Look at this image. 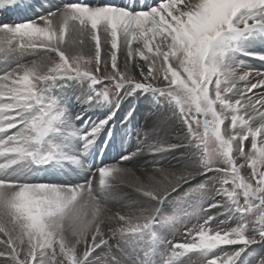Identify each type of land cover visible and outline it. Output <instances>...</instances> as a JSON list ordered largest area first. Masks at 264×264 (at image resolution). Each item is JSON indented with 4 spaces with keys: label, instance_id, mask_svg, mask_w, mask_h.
<instances>
[{
    "label": "snow or ice",
    "instance_id": "1",
    "mask_svg": "<svg viewBox=\"0 0 264 264\" xmlns=\"http://www.w3.org/2000/svg\"><path fill=\"white\" fill-rule=\"evenodd\" d=\"M0 14V264H253L264 68L240 57L264 65V0H0ZM148 99L167 117L141 134ZM132 135L92 163L98 141ZM72 165L78 179H41ZM116 200L136 211L110 213Z\"/></svg>",
    "mask_w": 264,
    "mask_h": 264
},
{
    "label": "rangeland",
    "instance_id": "2",
    "mask_svg": "<svg viewBox=\"0 0 264 264\" xmlns=\"http://www.w3.org/2000/svg\"><path fill=\"white\" fill-rule=\"evenodd\" d=\"M52 3L55 4V2L53 0H52ZM257 43H259V42H257ZM135 46L136 45H134V47ZM89 47H90V45H89ZM33 58H35V57L29 56V57L26 58V60L33 59ZM137 59H139V58L137 57ZM240 59H242V58L240 57ZM256 63H257V61H256ZM249 64H253V63L250 62ZM253 66L255 67L256 64H254ZM136 107L138 109L136 122L134 124V128H135L136 132L141 133V134H143L145 132L150 133V132L153 131V128L155 130L157 129V131H158L159 130L158 126L164 124V122L166 120V117H167V113L162 112V111H158L157 110V106L152 102L151 99L143 100L142 102H137ZM141 107L144 108V109H142ZM123 115H124V111L123 110L118 113L119 117H123ZM147 122H151V124L153 125L152 126L153 128H150V127L148 128L145 125ZM167 126H168V128L174 127L171 124H168ZM117 128H119V126ZM172 135L176 136V135H178V133L173 132ZM125 141L126 142L128 141L127 144H128V146H130V148L135 147L136 144L138 143V141L136 139V136H134V135L129 136ZM109 148H110V150L112 148H114V143L110 144V146L107 149H109ZM238 163H243V160H239ZM129 167H131V165H129ZM248 171H249V169L247 168V165H246L245 168L242 169V173L247 174ZM138 201H136V202H138ZM185 210L188 211V212L192 211V209H190V208H186ZM117 211H119V212H133L134 213L136 211V209H129L128 208L127 211H124L123 209L118 208L114 212H117ZM180 211H181L180 205L176 201L168 203L165 206V208H164V212H165L166 215L176 214V213H179ZM213 212L215 214V210H213ZM218 219L226 221L224 226L235 227V223L233 221H231V220L226 219V217L224 215L219 216ZM192 223H195V221H192ZM225 247L234 248V247H237V246H225ZM254 247H255V251L251 253L250 259H252L253 264H256V259L255 258L260 256L261 253L264 252V249H262L260 246H254ZM189 255L192 256L193 259H196L195 254H189Z\"/></svg>",
    "mask_w": 264,
    "mask_h": 264
},
{
    "label": "bare ground",
    "instance_id": "3",
    "mask_svg": "<svg viewBox=\"0 0 264 264\" xmlns=\"http://www.w3.org/2000/svg\"><path fill=\"white\" fill-rule=\"evenodd\" d=\"M54 2H55V4H60V2L62 3V1H60V0H53ZM91 2H93V3H96L95 1H91ZM0 20H3V19H0ZM257 61V63H256V66L255 67H257V68H264V65H262L258 60H256ZM142 108V107H141ZM142 109H144V108H142ZM148 128L150 127V128H153L152 126V124H151V122H147L146 124H145ZM143 126V125H142ZM153 130H154V128H153ZM157 130V129H156ZM135 148V147H134ZM134 148H132L131 150H134ZM148 159H151L150 157H148ZM172 163H175V161H172ZM129 166V165H128ZM163 166L164 167H168L169 165H168V163H163ZM131 167H133L134 169H136L137 171H136V174L137 175H140L141 174V172L145 169V167H146V164H145V158L144 157H141V158H139V161H138V163H136L135 165H131ZM148 168H149V171L151 170V165H148ZM71 173H72V171H70ZM41 176H43V178L42 179H44V180H47V181H52V182H56V183H60V182H63V181H65V180H67V178L66 177H60L59 176V174H57V173H55V174H50V177H48V178H45L44 177V174H42ZM69 179V178H68ZM72 179H77L76 178V176L74 175V177H72ZM119 195L121 196V197H123V196H125V195H129V196H133V197H135L136 199H135V202L136 201H138V202H136L137 204H139V203H142V200L139 198V196H138V194H136V193H134L133 191H132V189H130V188H127V187H125V188H122V190H121V192L119 193ZM144 199H146V198H144ZM133 201H131V200H124V201H120V200H116V201H112V202H110L106 207L110 210V213L111 212H114L115 210H117L118 208H120V209H123L124 211H127V209L129 208V209H135V208H130V207H126L125 205L126 204H131Z\"/></svg>",
    "mask_w": 264,
    "mask_h": 264
}]
</instances>
